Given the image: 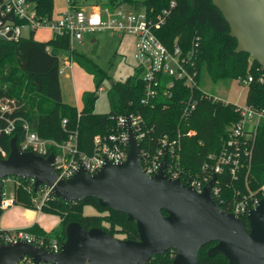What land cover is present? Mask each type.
Returning <instances> with one entry per match:
<instances>
[{
    "label": "trees",
    "instance_id": "trees-1",
    "mask_svg": "<svg viewBox=\"0 0 264 264\" xmlns=\"http://www.w3.org/2000/svg\"><path fill=\"white\" fill-rule=\"evenodd\" d=\"M31 1L35 3L39 16L50 18L53 15L54 0ZM171 1L108 0L107 3L96 2L88 7L109 6L114 9L127 4L134 9H146L157 14ZM175 1L177 6L171 17L157 32L160 39L170 49L179 45L185 53L195 51L194 62L199 84L204 70L216 84L252 77L253 81L247 86L246 105L255 111L264 112V81H260V77L264 78V71L249 54L235 52L237 41L230 37V26L213 5V0H195V8L191 6L190 0ZM68 4L72 9L83 8L78 0H68ZM34 36L35 33H32L29 38L0 41V100L12 98L23 105L11 118L27 119L32 129L42 138L61 142L68 138L69 133L77 132L79 148L90 155L94 150V138L112 133L117 116L140 115L150 130L141 143L145 154L155 155L166 135L172 141L179 140L176 147L178 154H175L179 157L178 166L182 170L181 181L187 185L190 179L205 175V164L214 165L215 162H211L209 156L221 153L229 140L231 129L242 119L237 104L210 100L200 90L191 91L184 82L179 81L174 83L170 96L162 88L157 100L145 105L142 102L145 83L136 74L125 81L114 82L109 90L111 111L107 114L96 113L95 102L99 99L97 90L108 79L107 73L84 54L72 50L68 38L52 37L43 42L36 40ZM48 49L67 53V57L93 76L96 91L84 93L83 108L80 111L64 103L60 81L61 55L54 57ZM190 98L197 101L196 109L189 117H184L183 103ZM64 120H67L66 130L63 128ZM190 131L194 134L189 135ZM14 136L20 147L25 136L20 124L12 135L3 134L1 138L7 155ZM248 146L250 156L245 158L247 165L240 174L248 173L249 189L256 191L264 184V118L256 134L248 139ZM11 178L19 182L14 189L15 205L37 210V192L33 181ZM217 182L221 192L216 201L222 209L230 212L233 201L238 198L239 182L233 179L228 166L223 167V172L218 174ZM88 208L95 212L87 214ZM41 211L57 216L61 229L53 235L37 224L25 229L37 237H55L63 242L66 238L65 227L71 222H77L85 230L100 228L116 238L122 236L123 239H139L135 221H129L127 215L121 212L101 207L95 198H86L82 202H65L51 192L41 206ZM242 219L248 229L247 218ZM215 244H207L200 250L197 264H228L220 256L207 255V250ZM174 257L175 252L169 251L164 256H154L147 264H172Z\"/></svg>",
    "mask_w": 264,
    "mask_h": 264
},
{
    "label": "water",
    "instance_id": "water-1",
    "mask_svg": "<svg viewBox=\"0 0 264 264\" xmlns=\"http://www.w3.org/2000/svg\"><path fill=\"white\" fill-rule=\"evenodd\" d=\"M196 7L195 0H190ZM237 41L235 52L249 54L264 71V0H213ZM0 35V41L7 42ZM57 57L59 51L51 50ZM114 82H111V86ZM129 151L126 161H107L97 172L81 167L71 178L58 180L54 154L45 158L22 151L17 137L10 141V153L0 158V214L4 180L29 179L37 192L48 187L65 202L95 198L101 207L127 215L137 225L138 240L116 238L100 228L85 230L77 222L65 227L61 251L53 253L25 241L0 245V264H17L24 256L55 264H147L154 256L175 252L172 264H197L200 250L209 257L220 256L228 264H264V199L242 218L222 209L211 194L217 176L201 193L168 176L167 148L160 168L148 175L142 165L141 143L129 124ZM168 147V145H167ZM166 212V214H164Z\"/></svg>",
    "mask_w": 264,
    "mask_h": 264
},
{
    "label": "built area",
    "instance_id": "built-area-1",
    "mask_svg": "<svg viewBox=\"0 0 264 264\" xmlns=\"http://www.w3.org/2000/svg\"><path fill=\"white\" fill-rule=\"evenodd\" d=\"M176 6L177 2L172 0L160 13L153 14V11L134 9L127 4L114 9L109 6L72 9L68 4L66 8L54 12L50 18H44L38 15L35 3L31 0H1L0 35L7 36L11 33L7 41H17L29 38L32 33L45 29L52 34V37L68 38L72 50H74V42L83 44L86 38L92 41L97 33L109 32L121 40L125 37H132L135 42L134 74L145 83V97L142 101L145 105L157 100L161 95L162 88L170 96L174 83L178 81L184 82L191 91L200 90L210 100L229 103L207 94L200 88L198 71L194 62L195 51L190 50L185 53L179 45L170 49L157 35V32L171 17ZM48 50L51 52L52 49ZM252 81V77L238 80L239 84L243 86H248ZM260 81L263 82L264 78L260 77ZM102 90L100 88V91ZM196 105L197 101L192 98L184 102V117H189L196 109ZM22 107L23 105H20L16 99L4 98L0 100V156L2 158L8 156L1 144L3 134L12 135L20 124L25 136L19 148L22 151H32L45 158L54 154V167L58 174V180L71 178L81 167L93 174L100 170L107 161L112 163L126 161L129 151V124L140 143L150 131L142 116L119 115L115 118L116 127L112 133L97 135L94 138V150L89 155L79 148L77 132L69 133L68 138L60 142L42 138L32 129L29 121L23 117L11 118V115ZM238 108L241 111L242 119L231 129L225 148L219 155L209 156V160L215 162L214 165L205 164L203 166L205 175L190 179L187 186H191L196 192L201 193L213 176L218 177V174L223 172V167L228 166L233 179L239 182L238 198L233 201L230 212L243 218L247 217L249 211L256 208L259 202L264 199V184L256 191H252L248 187V173L240 174L247 165L245 158L250 156L248 139L256 134L261 120L264 118V112L255 111L247 105L238 106ZM78 116L80 117V114ZM247 119L255 120L254 128L246 127ZM66 125L67 120H64V130H66ZM188 134L192 135L194 132L190 131ZM161 144V148L153 156L145 154L141 148V160L145 172L151 176L158 172L167 148V174L172 179L181 180L182 170L178 166L179 157L176 150L179 140L172 141L166 135L161 140ZM169 156L171 162H169ZM217 183L216 180L211 190L215 201L220 197L221 192ZM46 199H48L47 196L41 205H38V210L41 211V206ZM11 206H15L14 195L12 199L8 200L3 192L1 210ZM19 241L28 242L53 253L61 251L62 241L59 238L37 237L29 234L25 229L5 230L0 227V245L14 244ZM17 264H35V261L30 256H24ZM37 264L55 263L41 261Z\"/></svg>",
    "mask_w": 264,
    "mask_h": 264
},
{
    "label": "rangeland",
    "instance_id": "rangeland-1",
    "mask_svg": "<svg viewBox=\"0 0 264 264\" xmlns=\"http://www.w3.org/2000/svg\"><path fill=\"white\" fill-rule=\"evenodd\" d=\"M144 1V0H139ZM99 2L101 4L107 3L108 0H78L79 5L83 8H87ZM68 6V0H54V12H58ZM40 41H45L51 38V34L48 30L41 29L35 33L34 36ZM95 43H91L89 38H86L83 44L74 42L73 49L81 54L87 56L90 60L98 64V66L104 70L108 79L104 80L97 90L99 99L95 102V112L99 114H107L111 111V104L109 99V90L111 82L125 81L130 76L134 75V67L136 64L134 58V39L132 37H125L123 40L112 35L109 32H102L95 34ZM61 58V74L60 81L63 93L64 102L70 106L83 108V96L85 92L96 91V84L93 76L88 74L77 63L71 60L67 55L60 56ZM200 88L207 94L216 96L227 102L237 104L238 106L246 105L247 86L239 84L238 81L230 80L226 82L214 83L208 73L204 70L201 78ZM255 120L247 119L246 127L248 129L254 128ZM18 180L14 178H7L4 180L3 192L8 200L12 199L14 195L15 186L18 184ZM249 187V186H248ZM49 188L39 187L35 196L36 204L41 205L44 198L49 197ZM16 207L11 206L8 209H3L0 215V227L3 223L4 217L8 214L12 215ZM87 214H93V209H86ZM23 212V211H22ZM32 216L37 217V210H33ZM27 213V212H25ZM16 218V216H14ZM24 218V217H23ZM40 219V225L49 233L55 234L61 229L60 221L56 216H49L42 214ZM20 221L25 225L30 222L29 219H22L18 217ZM5 224V223H4ZM123 238L122 236H120Z\"/></svg>",
    "mask_w": 264,
    "mask_h": 264
},
{
    "label": "crops",
    "instance_id": "crops-1",
    "mask_svg": "<svg viewBox=\"0 0 264 264\" xmlns=\"http://www.w3.org/2000/svg\"><path fill=\"white\" fill-rule=\"evenodd\" d=\"M51 34V33H50ZM35 38V37H34ZM51 38H52V34H51ZM50 38V39H51ZM36 39V38H35ZM50 39H46L45 41H48V40H50ZM36 40H38V39H36ZM38 41H40V40H38ZM45 41H43V42H45ZM91 43H95L96 42V39L94 38L92 41H90ZM63 53V55H67V53H65V52H61V53H59L60 55ZM78 65V64H77ZM61 72H62V70H61ZM61 74V73H60ZM62 88V87H61ZM101 88V87H100ZM62 95H63V93H62ZM64 101V100H63ZM64 103H66V102H64ZM66 104H68V103H66ZM69 105V104H68ZM79 111L81 110V108L80 107H76ZM38 206V205H37ZM14 207H16L15 209H14V212H13V214L12 215H10V214H8L6 217H4V221H3V223L1 222V228L2 229H5V230H16V229H26V228H30V227H32L33 225H35V224H37V225H39L41 228H43L41 225H40V219L41 218H39V217H41V215L42 214H44L42 211H40V210H38L37 209V211L39 212V213H37V217L35 218V217H33L32 216V212L31 211H33V210H30V209H26V208H24V207H21V206H18V205H15ZM23 211V212H22ZM25 212H27V213H25ZM1 215V214H0ZM44 215H48V214H44ZM14 216H16V218L14 217ZM19 216H21V218L22 219H24V218H27V219H29L30 220V222L29 223H27V224H23L22 222L23 221H20L19 219H18V217ZM49 216H53V215H49ZM24 217V218H23ZM57 217V216H56ZM58 218V217H57ZM59 219V218H58ZM59 221H60V219H59ZM5 223V224H4ZM43 230H44V228H43ZM46 231V230H45ZM47 232V231H46ZM49 233V232H48Z\"/></svg>",
    "mask_w": 264,
    "mask_h": 264
}]
</instances>
